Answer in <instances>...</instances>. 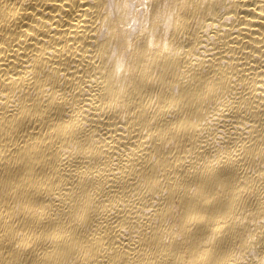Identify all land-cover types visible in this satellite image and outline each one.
<instances>
[{
	"label": "bare ground",
	"instance_id": "bare-ground-1",
	"mask_svg": "<svg viewBox=\"0 0 264 264\" xmlns=\"http://www.w3.org/2000/svg\"><path fill=\"white\" fill-rule=\"evenodd\" d=\"M0 264H264V0H0Z\"/></svg>",
	"mask_w": 264,
	"mask_h": 264
}]
</instances>
